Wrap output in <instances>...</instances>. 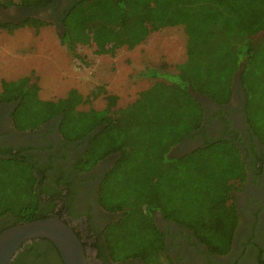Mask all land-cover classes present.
Wrapping results in <instances>:
<instances>
[{
	"label": "trees",
	"instance_id": "16d2710c",
	"mask_svg": "<svg viewBox=\"0 0 264 264\" xmlns=\"http://www.w3.org/2000/svg\"><path fill=\"white\" fill-rule=\"evenodd\" d=\"M54 1L0 0V9L34 10ZM62 16L59 40L75 56L79 44L114 56L154 31L181 25L186 57L170 73L164 67L148 69L147 75L157 79L123 106L106 90L101 109L78 108L83 96L75 88L42 99L38 78L30 73L1 80L0 110L8 111L18 132L55 119L66 142L87 139L76 162L79 170L116 155L97 191L103 209L120 213L102 233L110 260L139 257L145 264H170L154 212L192 230L209 253L226 255L238 225L232 192L241 189L250 166L233 139L205 141L179 156L168 152L192 133L204 132L206 109L194 94L222 107V114L235 81L245 98V122L264 144V0H78ZM46 24L34 15L20 23L0 18V30L8 32L22 25L37 31ZM44 176L22 148L0 151V232L55 215L53 204L41 198ZM263 263L260 256L257 264ZM11 264L63 262L53 243L39 238L24 244Z\"/></svg>",
	"mask_w": 264,
	"mask_h": 264
},
{
	"label": "flooded vegetation",
	"instance_id": "af4514ba",
	"mask_svg": "<svg viewBox=\"0 0 264 264\" xmlns=\"http://www.w3.org/2000/svg\"><path fill=\"white\" fill-rule=\"evenodd\" d=\"M76 1L67 0L65 3V0H55L50 3L55 10L54 19L59 21L61 29L63 8L59 6L66 4L64 8L70 9ZM238 89L239 85L235 81L231 98L223 105L225 112L222 114L219 113L222 107L203 99L206 109L204 132L192 133L191 137L184 138L168 152L169 155H183L203 146L205 141L222 138L236 142L242 158L250 167H246L247 176L241 189L232 192L238 213L232 248L226 255L211 254L206 246L199 243L192 230L154 212L153 220L164 234V251L170 264H257L259 257L264 256V144L253 135L245 122V98L242 90L239 97ZM12 107L13 104L10 105ZM86 143L87 139L74 142L63 140L55 119L32 132H18L12 125L8 111L0 110V151L16 153L22 148L46 173L39 185L44 190L41 198H47L42 201L44 204H53V214L60 215L78 235L85 247L88 264H145L139 257L121 261L106 257L102 233L109 222L118 219L120 213L103 209L98 203L97 191L116 155L105 157L89 169L79 170L76 162ZM256 160L258 162L254 166Z\"/></svg>",
	"mask_w": 264,
	"mask_h": 264
},
{
	"label": "rangeland",
	"instance_id": "374dc122",
	"mask_svg": "<svg viewBox=\"0 0 264 264\" xmlns=\"http://www.w3.org/2000/svg\"><path fill=\"white\" fill-rule=\"evenodd\" d=\"M65 5L59 6L60 9ZM18 9L15 6L0 9V18L20 23L23 17L34 14L47 24L37 31L28 25L11 32L0 30V87L2 79L33 73L38 78L42 99L62 97L75 88L83 96L78 108L101 109L105 106L106 90L117 95V105L123 106L157 79L147 75L148 69L164 67L170 73L186 57V36L181 25L154 31L142 43L132 49L122 48L114 56L95 54L91 47L80 44L75 56L60 43L58 34L62 29L54 19L52 5Z\"/></svg>",
	"mask_w": 264,
	"mask_h": 264
},
{
	"label": "water",
	"instance_id": "95a60500",
	"mask_svg": "<svg viewBox=\"0 0 264 264\" xmlns=\"http://www.w3.org/2000/svg\"><path fill=\"white\" fill-rule=\"evenodd\" d=\"M237 83L239 85V81ZM194 95L201 101L205 99L198 94ZM39 238L53 243L63 264H88L82 241L60 215L36 218L4 228L0 232V264H11L24 244Z\"/></svg>",
	"mask_w": 264,
	"mask_h": 264
}]
</instances>
